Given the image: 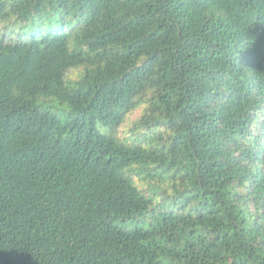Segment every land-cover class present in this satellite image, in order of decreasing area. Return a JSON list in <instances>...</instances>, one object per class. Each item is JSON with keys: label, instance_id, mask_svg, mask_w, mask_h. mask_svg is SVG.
Listing matches in <instances>:
<instances>
[{"label": "trees", "instance_id": "obj_1", "mask_svg": "<svg viewBox=\"0 0 264 264\" xmlns=\"http://www.w3.org/2000/svg\"><path fill=\"white\" fill-rule=\"evenodd\" d=\"M0 264H264V0H0Z\"/></svg>", "mask_w": 264, "mask_h": 264}, {"label": "rangeland", "instance_id": "obj_2", "mask_svg": "<svg viewBox=\"0 0 264 264\" xmlns=\"http://www.w3.org/2000/svg\"><path fill=\"white\" fill-rule=\"evenodd\" d=\"M142 111H143L142 108H137L136 110H134L130 114H128L125 125L126 126H132V124L140 116ZM123 132H124V129L121 127V129L118 130V133L122 134Z\"/></svg>", "mask_w": 264, "mask_h": 264}]
</instances>
